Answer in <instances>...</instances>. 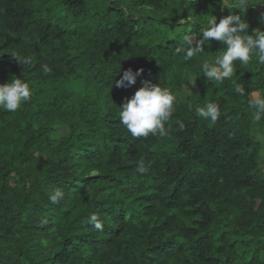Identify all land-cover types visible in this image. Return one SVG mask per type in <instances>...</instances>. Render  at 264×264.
<instances>
[{
    "label": "trees",
    "instance_id": "16d2710c",
    "mask_svg": "<svg viewBox=\"0 0 264 264\" xmlns=\"http://www.w3.org/2000/svg\"><path fill=\"white\" fill-rule=\"evenodd\" d=\"M234 11L264 30V4ZM228 14L221 0H0V84L33 92L0 109V264H264V119L234 92H264V65L217 83L201 64L221 42L175 52ZM129 68L143 72L116 87ZM146 81L176 96L166 136L120 123ZM209 101L215 124L195 113Z\"/></svg>",
    "mask_w": 264,
    "mask_h": 264
},
{
    "label": "clouds",
    "instance_id": "9594fccd",
    "mask_svg": "<svg viewBox=\"0 0 264 264\" xmlns=\"http://www.w3.org/2000/svg\"><path fill=\"white\" fill-rule=\"evenodd\" d=\"M223 7L230 10V14L223 16L217 22L215 16H209L203 25L202 38L195 39L189 35L183 37V43L175 50L176 54H184L185 60H191L194 56L204 53V44L211 40L223 44L224 50L214 60L204 59L201 71L207 80L222 82L232 78L236 63L247 66L253 56L258 58V63L264 65V30L259 28L249 32L250 25L241 15L234 10L238 9L242 14L249 6L264 4V0H221ZM264 21V15L261 16ZM19 64H31V59L22 57L16 52L11 53ZM143 72L138 69L135 72L129 68L115 81L116 87L127 88L135 84L136 79ZM234 92L239 96L248 95V106L253 109V120L260 122L264 119V92L246 93L241 83L234 85ZM33 95L30 84L22 77L13 76L9 83L0 84V109L8 112H16L23 103L30 100ZM176 96L171 89L159 84L144 82L135 94L126 102L123 110L119 111V120L130 132L132 137H148L151 135L166 136L165 123L171 118L174 111ZM191 108V105L189 106ZM197 116L212 124L220 116V107L217 103L209 101L203 106L195 108ZM144 171L143 168L140 169ZM64 193L57 189L49 199L55 203L63 199ZM89 222L95 229L103 230V224L93 214Z\"/></svg>",
    "mask_w": 264,
    "mask_h": 264
}]
</instances>
